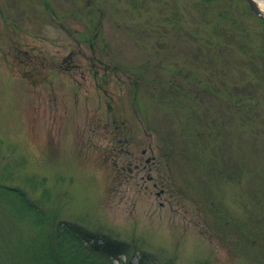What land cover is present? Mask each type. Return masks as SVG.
<instances>
[{
	"label": "rangeland",
	"instance_id": "374dc122",
	"mask_svg": "<svg viewBox=\"0 0 264 264\" xmlns=\"http://www.w3.org/2000/svg\"><path fill=\"white\" fill-rule=\"evenodd\" d=\"M7 166L132 264H264V21L246 0H0Z\"/></svg>",
	"mask_w": 264,
	"mask_h": 264
},
{
	"label": "trees",
	"instance_id": "16d2710c",
	"mask_svg": "<svg viewBox=\"0 0 264 264\" xmlns=\"http://www.w3.org/2000/svg\"><path fill=\"white\" fill-rule=\"evenodd\" d=\"M14 171L9 166L0 168V213L13 220L0 264H116L121 254L126 258L119 264H132L133 242L59 218L45 201L49 190L44 182L35 175L20 181ZM18 224L22 236L17 238L11 231L20 230ZM137 264L156 263L142 252Z\"/></svg>",
	"mask_w": 264,
	"mask_h": 264
},
{
	"label": "water",
	"instance_id": "95a60500",
	"mask_svg": "<svg viewBox=\"0 0 264 264\" xmlns=\"http://www.w3.org/2000/svg\"><path fill=\"white\" fill-rule=\"evenodd\" d=\"M251 10L258 16L264 18L263 9L260 7L258 0H246Z\"/></svg>",
	"mask_w": 264,
	"mask_h": 264
},
{
	"label": "flooded vegetation",
	"instance_id": "af4514ba",
	"mask_svg": "<svg viewBox=\"0 0 264 264\" xmlns=\"http://www.w3.org/2000/svg\"><path fill=\"white\" fill-rule=\"evenodd\" d=\"M148 165H149V168H148L149 170H148V171H149V173H150L149 176L153 178L154 175L151 174V169H152V167H153V166L155 167V164L153 163V161L150 162L149 160H146V163H145V164H142V165H141L140 163H138V164H136V167H142V168H145V167H148ZM160 181H161V180H160ZM154 185L157 186V185H158V182H157V181H154ZM164 192H165V191H164ZM162 193H163V192H162ZM162 193H161V194H162Z\"/></svg>",
	"mask_w": 264,
	"mask_h": 264
},
{
	"label": "bare ground",
	"instance_id": "6f19581e",
	"mask_svg": "<svg viewBox=\"0 0 264 264\" xmlns=\"http://www.w3.org/2000/svg\"><path fill=\"white\" fill-rule=\"evenodd\" d=\"M258 3H259L260 7L263 9V12H264V0H258Z\"/></svg>",
	"mask_w": 264,
	"mask_h": 264
}]
</instances>
